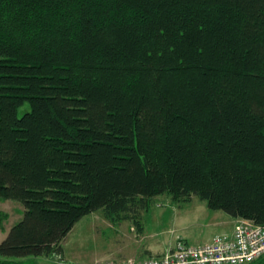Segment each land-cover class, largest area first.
<instances>
[{
	"label": "trees",
	"instance_id": "trees-1",
	"mask_svg": "<svg viewBox=\"0 0 264 264\" xmlns=\"http://www.w3.org/2000/svg\"><path fill=\"white\" fill-rule=\"evenodd\" d=\"M159 196L264 225V0H0V264Z\"/></svg>",
	"mask_w": 264,
	"mask_h": 264
},
{
	"label": "crops",
	"instance_id": "crops-1",
	"mask_svg": "<svg viewBox=\"0 0 264 264\" xmlns=\"http://www.w3.org/2000/svg\"><path fill=\"white\" fill-rule=\"evenodd\" d=\"M157 202V198L153 199L149 207L140 210L136 217L129 216L127 220L121 222H109L105 219L102 211H97L86 216L90 217L91 222L96 217V221H94L95 224L90 222L88 226L91 241L90 248L88 247L86 251V247L84 246L79 252L86 251L90 254V259H82L79 256V258H73V262H69L67 257H65L64 259L67 261H64L62 264H89L93 260L121 262L127 258L144 260L151 257H161L173 249L179 239L185 238L160 240L161 236L166 234L174 235L176 232H183L188 228L187 224H180L182 221H179V224H176L174 221L176 220L175 218H184L179 215L185 213V206L187 204L194 203L193 208L186 210L187 214L189 212H201L207 221V227H223L220 229V233L216 235L231 232L234 223L238 220L220 214L219 211L210 213L204 211L202 206L200 207L195 203V198H192L188 203H175L170 198L165 199L164 203L159 205ZM184 204L185 206H183ZM172 206H175L179 210ZM80 223L81 220L75 227ZM82 234L87 236L85 231ZM209 237H206L204 241H200L199 237L192 242L183 240L191 245H201L212 239V236Z\"/></svg>",
	"mask_w": 264,
	"mask_h": 264
},
{
	"label": "built area",
	"instance_id": "built-area-1",
	"mask_svg": "<svg viewBox=\"0 0 264 264\" xmlns=\"http://www.w3.org/2000/svg\"><path fill=\"white\" fill-rule=\"evenodd\" d=\"M264 256V225L238 219L231 232L215 235L201 245L179 239L161 257L95 264H251Z\"/></svg>",
	"mask_w": 264,
	"mask_h": 264
},
{
	"label": "rangeland",
	"instance_id": "rangeland-1",
	"mask_svg": "<svg viewBox=\"0 0 264 264\" xmlns=\"http://www.w3.org/2000/svg\"><path fill=\"white\" fill-rule=\"evenodd\" d=\"M26 109V104L24 107H22L18 111V116L20 117L24 110ZM168 196H159L157 197L158 200V205L161 203H164L165 199H168ZM195 203L198 206H202L204 208V211L206 212H213L209 209H207L206 204L204 201H201L197 198H195ZM181 206V205H179ZM185 206V204L183 205ZM194 203L187 204L185 206V213L181 214L179 216H183L184 218L179 219L175 218L176 220L175 223L179 224V221H182L180 223L181 225H188V228H186L183 232H176L174 235L166 234L164 236L160 237V240H171V239H178V238H183L185 240H188L190 242L194 241L199 237L200 241H204L206 237H213V235H216L217 233H220L219 227H214L210 228L207 227V221L204 218L203 214L201 212H189L187 214L186 210L193 208ZM173 208L177 209L175 206H172ZM179 210V209H177ZM202 211V212H204ZM218 212V211H214ZM220 212V211H219ZM23 214V207L21 206L20 203L12 201V200H3L0 199V242L4 239L6 236V233L8 230L16 223L18 222ZM220 214H223L220 212ZM225 215V214H223ZM95 216V215H94ZM97 216V215H96ZM99 220V218H97ZM94 221H96V217L94 218ZM93 224H95V222ZM90 217H84L81 219V223L78 224L76 227L72 229V231L66 236V238L63 240L61 243V248H62V256L57 257V256H51V257H26L22 259H13L15 262H21L23 264H62L64 261H69L73 262V258H82V259H90V254L87 253V248H90V238H89V224H90ZM91 222V223H92ZM235 225V223H234ZM233 225V227H234ZM87 226V227H86ZM176 226V225H175ZM179 228V227H178ZM85 231V234L87 236H84L82 233ZM209 237V238H210ZM176 244V243H175ZM189 244V243H188ZM84 246L86 247V251L79 252L80 249H83ZM67 257V260L64 259ZM128 259H134L135 258H127ZM123 260V261H125ZM101 261V260H98ZM97 260L91 261L89 264H95L98 262ZM122 262V261H121Z\"/></svg>",
	"mask_w": 264,
	"mask_h": 264
}]
</instances>
